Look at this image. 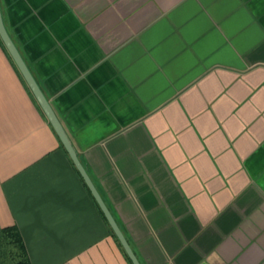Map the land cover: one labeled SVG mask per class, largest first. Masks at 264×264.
I'll return each mask as SVG.
<instances>
[{"label": "crops", "instance_id": "obj_1", "mask_svg": "<svg viewBox=\"0 0 264 264\" xmlns=\"http://www.w3.org/2000/svg\"><path fill=\"white\" fill-rule=\"evenodd\" d=\"M0 10L141 264H264V0ZM101 210L0 46V224L32 264H132Z\"/></svg>", "mask_w": 264, "mask_h": 264}, {"label": "water", "instance_id": "obj_2", "mask_svg": "<svg viewBox=\"0 0 264 264\" xmlns=\"http://www.w3.org/2000/svg\"><path fill=\"white\" fill-rule=\"evenodd\" d=\"M0 37L2 38L4 44L6 45V48L8 49L9 53L11 54L13 60L15 61L16 65L22 72L23 76L27 80L29 86L35 93L36 97L40 101V103L45 108L48 116L50 117L53 125L55 126L63 145L65 146L66 150L68 151L71 159L73 160L75 166L79 170L80 174L82 175L83 179L85 180L86 184L90 188L92 194L94 195L96 201L98 202L100 208L102 209L103 213L105 214L108 222L110 223L114 233L118 237L119 241L121 242L123 248L127 252L129 258L131 259L133 264H141L135 255L133 249L131 248L129 242L127 241L124 233L122 232L121 228L119 227L118 223L116 222L115 218L113 217L112 213L110 212L109 208L107 207L105 201L103 200L102 196L98 192L97 188L95 187L92 179L90 178L89 174L87 173L85 167L83 166L82 162L80 161L75 148L71 144L66 132L62 128L61 124L55 117L50 105L48 104V101L43 94L41 88L39 87L36 79L34 78L33 74L31 73L27 63L25 62L24 58L22 57L20 51L18 50L17 46L15 45L12 38L7 33L3 19L2 14L0 10Z\"/></svg>", "mask_w": 264, "mask_h": 264}, {"label": "trees", "instance_id": "obj_3", "mask_svg": "<svg viewBox=\"0 0 264 264\" xmlns=\"http://www.w3.org/2000/svg\"><path fill=\"white\" fill-rule=\"evenodd\" d=\"M0 46L5 49L13 63L16 65L1 37ZM112 232L118 240V237L113 230ZM0 264H32L24 238L16 224L8 226H2L0 224Z\"/></svg>", "mask_w": 264, "mask_h": 264}]
</instances>
